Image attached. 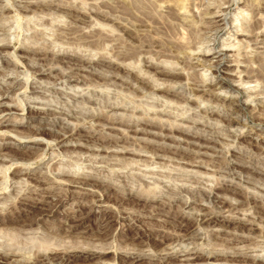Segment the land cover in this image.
<instances>
[{"label": "rangeland", "instance_id": "rangeland-1", "mask_svg": "<svg viewBox=\"0 0 264 264\" xmlns=\"http://www.w3.org/2000/svg\"><path fill=\"white\" fill-rule=\"evenodd\" d=\"M37 1L0 0V46L4 45L7 49L0 53V94L5 93L0 95V101L7 103L4 109L8 105L17 108L14 109L17 112L12 113L0 111V119L5 116L11 118L7 127L0 128V256L5 254V250L6 253L14 250L16 255L19 253L18 258L33 259L40 252L48 253L50 247L68 251L86 248L104 250L108 247L101 259L103 263L122 264L119 255L123 251L136 248L153 253L156 248L154 239L150 237L142 235L135 238L137 230L140 232L150 227H160L166 220L172 222L167 226V229L172 230L174 227L171 224H180L189 217L187 225L198 231L202 240L176 242L172 250L229 247L247 251L264 260V220L252 217L253 210L250 207L242 204L239 212L236 210L232 214L254 221L257 228L251 232L234 228L233 225L222 226L201 221L199 210L200 205L205 204L214 213H231L220 210L212 197V191L219 181L232 179V176L233 181L244 186L241 194H254L264 203V179L249 168H264V76L251 81L247 78L254 69L264 66V61L262 64V60L256 61V56L264 57V48L258 47L254 38L256 31L264 29V0ZM257 7H260V11ZM169 11L171 17L174 16L172 19L167 14ZM225 11L230 13L226 14ZM255 13L256 17H261L259 26L263 24L262 28L252 26ZM222 17H226L227 23L221 21ZM87 18L91 20L87 21ZM139 18L148 23V29H145L148 33L143 32L145 27H141ZM154 18L156 21H153ZM164 21L173 26L178 24V28L186 30L188 42H185L184 47L174 42L175 45H171L173 35ZM151 24L157 26L150 27ZM153 27L163 33L160 31L159 34L158 30L155 34L157 30L152 31ZM150 32L152 36L148 35ZM136 33L141 34L136 35L140 38L135 37ZM168 39L170 45L167 44ZM155 42H158L157 46ZM213 42L217 48L228 53L221 73L246 90L243 100L254 114V125L229 127L226 116L231 106L238 103L231 96L235 93L226 87L209 88L217 80L212 75L214 68L210 66L217 59L205 60L213 56V51L208 52L214 46ZM162 43L166 45L164 49ZM27 48H38L42 52L47 50L49 58L54 57L52 59L65 56L64 60H68L72 57L70 60L73 65L56 63L53 64L55 69L49 74H39L40 68H48L50 64L44 61L45 67L43 61H38L36 53L25 50ZM158 49L163 52L159 53ZM28 56L29 59L26 58ZM87 58L91 62L85 60ZM79 62L82 65H78ZM173 71L182 72V75L176 77V74L172 75ZM13 79V91H6L7 94L5 89L12 84ZM197 86L198 89H194ZM28 104L35 107L37 113H30ZM21 106H24V112L18 110ZM22 116L23 123L14 121L16 117L20 119ZM148 118L152 122L154 119L155 122H162L168 128L184 127L186 133L189 131L187 134L194 135L197 132L196 135L202 137L191 142L181 137V143H178L145 133L142 129L145 126L140 123ZM117 122L119 125H116ZM30 131L35 135L22 136V133ZM64 135L65 139L62 140ZM239 136L250 138L256 145L248 147L247 143L238 142ZM110 137L116 143L111 142L113 139ZM34 142L39 143L32 144ZM156 145L160 150L165 148L164 151L160 152L158 147L155 148ZM186 151L191 153V158L196 162L190 161L194 165L197 163L196 166L184 163L182 153ZM232 151H236V159L242 160L245 166L244 171L236 174H233L228 164L233 159ZM32 172L44 178L43 186L38 187L40 185L26 175ZM5 174L8 175L7 182L3 179ZM82 175L103 181L114 191H103L105 196L97 201L96 195L102 193L100 189L64 184V179ZM243 179L248 181L244 182ZM150 189L155 191L154 200L149 201L147 207L143 201L137 204L136 195ZM221 189L219 191L223 197L234 199L237 195L231 190ZM43 194L50 195L48 201L32 207L36 198L46 197ZM80 209L88 215L80 230H87L84 233H70L66 228L73 223V217H78ZM5 216L24 220L36 216L39 222L24 226L21 220L3 222ZM135 217L141 220L135 221L134 225ZM107 220H112L109 226L111 234L101 236L99 226ZM232 234L247 239L237 242L230 239ZM149 262L150 259L141 258L135 264ZM218 263L233 264L234 261L230 257L216 255L205 264ZM0 264L7 263L0 258Z\"/></svg>", "mask_w": 264, "mask_h": 264}, {"label": "bare ground", "instance_id": "bare-ground-1", "mask_svg": "<svg viewBox=\"0 0 264 264\" xmlns=\"http://www.w3.org/2000/svg\"><path fill=\"white\" fill-rule=\"evenodd\" d=\"M21 1V0H20ZM35 1V0H34ZM47 1V0H46ZM45 1V2H46ZM236 0H233V2H235ZM30 2V1H29ZM28 2V3H29ZM37 2H39V1H37L36 0V2H34V3H37ZM152 2V1H151ZM231 2V1H230ZM8 3H9V1H8ZM30 3H33V2H30ZM48 3V2H47ZM46 3V4H47ZM165 3V2H164ZM195 3V2H194ZM1 4H3V3H1ZM40 4H42V3H40ZM45 4V3H44ZM50 4V3H49ZM231 4V3H230ZM32 5V4H31ZM229 5V4H228ZM233 5V4H232ZM262 5V4H261ZM30 6V5H29ZM130 6V5H129ZM63 8V7H62ZM257 8H259V11H260V7H257ZM257 8H256V10H257ZM57 9H58V7H57ZM231 9V8H230ZM8 10H9V8H8ZM66 10V9H65ZM69 10H70V8H69ZM67 11V10H66ZM168 11V10H167ZM227 11V10H226ZM225 11V12H226ZM229 11V10H228ZM258 11V10H257ZM259 11H258V13H259ZM75 12H76V10H75ZM79 12V11H78ZM81 12V11H80ZM170 12V11H169ZM180 12V11H179ZM70 13H72V12H70ZM69 13V14H70ZM81 13H83V12H81ZM86 13V12H85ZM209 13H211V12H209ZM228 13H230V12H226V14H228ZM257 13V14H258ZM68 14V15H69ZM77 14V13H76ZM100 13H98V15H99ZM104 14V13H103ZM167 14H171V12L170 13H167ZM225 14V15H226ZM73 15H75V14H73ZM173 15V14H172ZM194 15V14H193ZM224 15V14H223ZM71 16V15H70ZM76 16V15H75ZM74 16V17H75ZM78 16V15H77ZM85 16H87V15H85ZM168 15H166V17H167ZM260 16V15H259ZM73 17V16H72ZM79 17V16H78ZM83 17V16H82ZM81 17V18H82ZM155 17V16H154ZM172 17H174V16H172ZM172 17H171V15H170V18L172 19ZM77 18V17H76ZM147 18V17H146ZM72 19H75V18H72ZM88 19V18H87ZM140 19V18H139ZM145 19V18H144ZM152 19V18H151ZM171 19H169V21L171 20ZM260 19H261V17H256V13H255V16H254V20H253V23H252V26L253 27H257V29L258 28H262L263 26L262 25H260L259 26V22H260ZM75 20H77V19H75ZM86 20V19H85ZM91 19H88L87 21H90ZM113 20V19H112ZM158 20V19H157ZM212 20V19H211ZM78 21H80L79 19H78ZM117 21V20H116ZM115 21V22H116ZM140 21H142V23H140V25H141V27H145L144 28V31L143 32H145V31H147V30H145V29H148V26H147V22H143L144 20H141L140 19ZM145 21H147V20H145ZM153 21H156L155 20V18H154V20ZM202 21V20H201ZM221 21H223V22H225V23H227V20H226V17H222L221 18ZM76 22V21H75ZM82 22L84 23L85 21H83L82 20ZM117 22H119V21H117ZM121 22V21H120ZM157 22H159V20L157 21ZM164 22H166L167 23V21H164ZM173 22V21H172ZM77 23V22H76ZM75 23V24H76ZM122 23V22H121ZM124 23V22H123ZM122 23V24H123ZM162 23V22H161ZM176 23V22H175ZM184 23V22H183ZM209 23V22H208ZM78 24H79V22H78ZM80 24H82V23H80ZM85 24H86V22H85ZM88 24H89V22H88ZM121 24V25H122ZM125 24V23H124ZM154 24V23H153ZM153 24H151L150 25V27L153 25ZM155 24H157L156 22H155ZM158 24H160V23H158ZM157 24V25H158ZM164 24V23H163ZM169 23H167L166 25L168 26V29L170 30V32L172 33V35H173V41H172V38H171V40L170 39H168V42H167V44H169L170 42H169V40L170 41H172V43H171V45L173 46V44L175 43V44H177V45H179V46H183L184 44H186L185 42H188V41H186V40H188V38L186 39V30H184L183 28H178V24H176V26H173V24L172 25H168ZM120 25V24H119ZM138 25V24H137ZM157 25H153V26H157ZM165 24H164V26H166ZM78 26V25H77ZM126 26V25H125ZM146 26H147V28H146ZM166 26V27H167ZM186 26V25H185ZM262 26V27H261ZM140 27V28H141ZM149 27V28H150ZM158 27H160V26H158ZM157 27V28H158ZM161 27H163V25H161ZM161 27H160V29H161ZM180 27V26H179ZM122 28V27H121ZM125 28V27H124ZM127 28H128V25H127ZM139 28V27H138ZM165 28V27H164ZM123 29V28H122ZM126 29V28H125ZM129 29H130V27H129ZM136 29V28H135ZM143 29V28H142ZM156 29V27L154 28L153 27V29L151 28V30L152 31H154ZM160 29H156L155 31L156 32H154L155 34L158 32V30H159V34H160V31L162 30H160ZM167 29V30H168ZM221 29V28H220ZM254 29V28H253ZM60 30V29H59ZM71 30V29H70ZM82 30V29H81ZM85 30V29H84ZM138 30V29H137ZM140 30V29H139ZM164 30V29H163ZM255 30H256V28H255ZM64 31V30H63ZM83 31V30H82ZM129 31V30H128ZM142 31V30H141ZM141 31H137V32H140L141 33ZM151 31V32H152ZM164 31H166V30H164ZM252 31V30H251ZM76 32V31H75ZM74 32V33H75ZM126 32H127V30H126ZM132 32H136V31H132ZM149 31H147V33H148ZM151 32H150V34H148L149 36L151 35ZM162 32V31H161ZM253 32H255V31H253ZM140 33H136L135 34V37H137ZM163 33V32H162ZM68 34V33H67ZM129 34V33H128ZM130 34H131V32H130ZM130 34H129V37H130ZM142 34V33H141ZM140 34V35H141ZM154 34V35H155ZM165 34V33H164ZM134 35V34H133ZM137 35V36H136ZM168 35V34H167ZM169 35L170 36H172L170 33H169ZM252 35H253V33H252ZM128 36V35H127ZM152 36V35H151ZM161 36V35H160ZM166 36V35H165ZM155 37V36H154ZM169 37V36H168ZM167 37V38H168ZM253 37V36H252ZM96 38V37H95ZM98 38V37H97ZM131 38V37H130ZM129 38V39H130ZM137 38H140V37H137ZM163 38V37H162ZM167 38H166V40H167ZM170 38V37H169ZM195 38V37H194ZM254 38H256L255 40H257V43H256V41H255V43L258 45V47H260V48H264V29L263 30H261V32H257L256 31V33H254ZM134 39V38H133ZM133 39H132V42H133ZM151 39V38H150ZM155 39H157V38H155ZM165 39V38H164ZM106 40V39H105ZM110 40V39H109ZM108 40V41H109ZM131 40V39H130ZM140 40V39H139ZM157 40H159V39H157ZM157 40H155V41H157ZM161 40H163V39H161ZM166 40H164L165 42H166ZM215 40V39H214ZM136 41V40H135ZM150 41H152V39L150 40ZM160 41V40H159ZM254 41V40H253ZM154 42V41H153ZM174 42V43H173ZM190 42V41H189ZM151 43V42H150ZM161 43V42H160ZM164 43V42H163ZM163 43H162V46H163ZM191 43V42H190ZM214 43V42H213ZM8 44V43H7ZM138 44V43H137ZM144 44H147V43H144ZM155 44H156V46H157V44H158V42H155ZM174 44V45H175ZM151 45V44H150ZM170 45V44H169ZM177 45H176V47H177ZM188 45L189 44H187V47H188ZM214 46L208 51V52H210V51H213L214 53L212 54L213 56L210 58V59H205V60H209V61H211V60H213V58H216L217 60H216V62H214V63H211V67L212 68H214V72H213V77H215V78H217V80H216V82L213 84V83H211V86L209 87V88H215V87H226L227 89H229L231 92H233V93H235V94H231V96L233 97V98H235V100L236 101H238V103L235 105H232L231 106V108L229 109V111H228V115L226 116L227 118H226V121H227V123H228V125H229V127H234L235 125H238V124H243V125H246V124H251V125H254L253 124V120H254V114L252 113V111H250L249 110V108H250V106H248L247 104H246V101H244L243 99H244V97H245V95H246V90L244 89V88H242V87H240V86H238V85H236L235 83H234V81L235 80H232L230 77H228V76H226V75H224L223 73H221L222 71V68H223V65H224V58L225 57H227L228 56V53L227 52H224L223 51V49L222 48H217V46H216V44L214 43L213 44ZM26 46H28V45H26ZM31 46V45H30ZM142 46V45H141ZM146 46V45H145ZM151 46H153V45H151ZM159 46V45H158ZM164 46H166L165 44H164ZM164 46H163V49H164ZM172 46H170V50H172L171 48H172ZM185 46V45H184ZM183 46V47H184ZM144 47V46H143ZM149 47V46H148ZM174 48L173 47V49L176 51V49L178 48L179 49V47H177V48ZM182 47V48H183ZM13 48H15V47H13ZM21 48V47H20ZM33 48H35V47H33ZM152 49H154V48H152ZM156 49V48H155ZM181 49V48H180ZM179 49V50H180ZM7 49H6V46H0V53H2V52H4V51H6ZM25 50H31L32 52L34 51L35 53H36V55L38 56L37 58H38V61L40 60V61H43V64L45 63L44 61H46V62H49L48 64H50L49 66L50 67H48V68H40L39 69V74H45V73H50L53 69H55L54 68V65L53 64H56V63H59V65L61 64V62L62 63H66V64H64V65H70V66H72L73 64L71 63V60L70 59H72V57H70V55H69V57H70V59H68V60H64L65 59V56H63L62 58L61 57H58V58H55V59H52V58H54V57H51V58H49L50 56H49V54H48V51L46 50V51H44V52H42V51H40L38 48L37 49H25ZM159 51V53H160V49H158ZM166 50V49H165ZM164 50V51H165ZM179 50H177L176 52H180ZM184 50H185V48H184ZM30 51V52H31ZM168 51H169V49H168ZM167 51V52H168ZM173 51V50H172ZM156 52V51H155ZM161 52H163V51H161ZM175 52V53H176ZM182 52H183V49H182ZM157 53V52H156ZM173 53V52H172ZM181 53V52H180ZM52 54V53H51ZM56 54H58V53H56ZM66 54V53H65ZM163 54V53H162ZM161 54V55H162ZM164 54H165V52H164ZM170 54V53H169ZM16 55V54H15ZM73 55V54H72ZM166 55V54H165ZM176 55V54H175ZM1 56V55H0ZM17 56V55H16ZM54 56V55H53ZM105 56V55H104ZM178 56V55H177ZM34 57V56H33ZM33 57H32V59H33ZM36 57V56H35ZM55 57H56V55H55ZM26 58H28L29 59V56L28 57H26ZM79 58V57H78ZM81 58H83V57H81ZM119 58V57H118ZM149 58V57H148ZM188 58V57H187ZM80 59V58H79ZM106 59V58H105ZM179 59V58H178ZM70 60V61H69ZM75 60V59H74ZM85 60H88V58L87 59H85ZM90 60V59H89ZM88 60V61H89ZM96 60V59H95ZM94 60V61H95ZM101 60V59H100ZM112 60V59H111ZM262 60V61H261ZM35 61V60H34ZM76 61H79L78 59L76 60ZM75 61V62H76ZM83 61V60H82ZM177 61V60H176ZM256 61H261L260 63L262 64V62L264 61V57L263 56H256ZM80 62H81V59H80ZM80 62H79V64L78 65H82V64H80ZM90 62H91V60H90ZM109 62H111L110 61V59H109ZM124 62H125V60H124ZM9 63V62H8ZM7 63V64H8ZM23 63V62H22ZM40 63V62H39ZM82 63V62H81ZM87 63H89V62H87ZM95 63V62H94ZM97 63H99V62H97ZM190 63V62H189ZM25 64V63H24ZM42 64V65H43ZM47 64V63H46ZM72 64V65H71ZM91 64V63H90ZM90 64H88V65H90ZM259 64V63H258ZM264 64V63H263ZM39 65H41V64H39ZM45 65V64H44ZM75 65H76V63H75ZM77 65V66H78ZM86 65V64H85ZM152 65V64H151ZM183 65H185V63L183 62ZM188 65V64H187ZM76 66V67H77ZM84 66V65H83ZM94 66V65H93ZM156 66V65H155ZM262 66V67H261ZM45 67H46V65H45ZM74 67V66H73ZM79 67V66H78ZM82 67V66H81ZM90 67V66H89ZM88 67V68H89ZM126 67V66H125ZM165 67V66H164ZM186 67V66H185ZM68 68H70V67H68ZM75 68V67H74ZM73 68V69H74ZM120 68V67H119ZM153 68H154V65H153ZM38 69V68H37ZM72 69V70H73ZM80 69V68H79ZM85 69H86V66H85ZM158 69V68H157ZM160 69H161V67H160ZM164 69H167V68H164ZM175 69V68H174ZM174 69H172V70H174ZM178 68H176V70H177ZM71 70V71H72ZM118 70V69H117ZM159 70V69H158ZM169 70V69H168ZM171 70V69H170ZM171 70V71H172ZM246 70V69H245ZM161 71V70H160ZM178 71H179V69H178ZM38 72V71H37ZM114 72H116V71H114ZM162 72H163V69H162ZM166 72V71H165ZM168 73H169V71H167ZM253 74L251 73L250 75H248L247 76V78L251 81L252 79L253 80H256V79H258L259 77H262V76H264V66L263 65H260L259 67H257L256 69H254L253 71ZM61 73V75H62V72H60ZM118 73V72H117ZM116 73V74H117ZM182 73V72H181ZM181 73H178V72H174L173 71V73H172V75L174 74H176V77H177V75L179 74H181ZM111 74V73H110ZM112 74H114L113 72H112ZM115 74V75H116ZM163 74V73H162ZM165 74V73H164ZM182 75V74H181ZM185 75V74H184ZM75 76V75H74ZM119 76V75H118ZM62 77V76H61ZM66 77V76H65ZM70 77V76H69ZM68 77V78H69ZM171 77V76H170ZM28 78L29 77H27L26 78V82L28 81ZM117 78V77H116ZM172 79H173V77H172ZM190 79V78H189ZM17 80V79H16ZM37 80V79H36ZM39 80V79H38ZM169 80V79H168ZM12 81V80H11ZM34 81V80H33ZM177 81V79H175V82ZM37 82V81H36ZM168 82H170V80L168 81ZM171 82H172V80H171ZM195 82V81H194ZM198 82V81H197ZM10 83V82H9ZM12 84H8L9 86H7L6 87V89H5V92L6 91H8L9 92V90H12V88H13V86H14V83H15V80L13 79V81L11 82ZM177 83V82H176ZM196 83V82H195ZM199 83V82H198ZM16 84H18V83H16ZM16 84H15V86H16ZM172 84V83H171ZM200 85H201V83H199ZM199 84H197L198 86H199ZM34 85H35V83H34ZM22 86H24V85H22ZM198 86L195 88L194 87V89H198ZM34 87V86H33ZM5 88V87H4ZM32 88V87H31ZM201 89V88H200ZM166 90V89H165ZM164 90V91H165ZM201 90H203V91H205L203 88L201 89ZM211 90V89H210ZM209 90V91H210ZM4 91V90H3ZM13 91V90H12ZM168 91V90H167ZM170 91V90H169ZM193 91H195V90H193ZM213 91H214V89H213ZM3 92H1V94H2ZM7 93V92H6ZM10 93V92H9ZM205 93V92H204ZM214 93V92H213ZM0 94V95H1ZM3 94H5V93H3ZM8 94V93H7ZM207 94V93H206ZM1 97V96H0ZM31 102V101H30ZM256 102V101H255ZM7 103H4V102H2V101H0V111H7V112H9V113H12V112H17V111H15L14 109H17V108H14V107H11V106H7V108H3V106H5ZM261 104V103H260ZM263 106V105H262ZM27 108H28V111L31 113V112H35V113H37L36 112V110H34V108L35 107H32L31 106V104H28V106H27ZM263 109H264V106H263ZM18 110L19 111H22V112H24V110H25V108H24V106H21V108L19 107L18 108ZM18 111V112H19ZM38 111V110H37ZM40 112L42 113L43 112V110L41 111L40 110ZM38 113H39V111H38ZM46 113H48V112H46ZM23 114V113H22ZM44 114V113H43ZM105 113H103V115H104ZM39 115H41V114H39ZM102 115V116H103ZM100 116V115H99ZM108 116V115H107ZM106 116V117H107ZM5 118H6V116H5ZM1 118L0 119V128H1V126H8L9 125V123H10V119L11 118ZM103 118V117H102ZM111 119H112V117H111ZM139 119H141V118H139ZM145 119V118H144ZM149 119V118H148ZM143 120L141 123L139 122L140 120H137L140 124H142V125H144L145 127L144 128H142L143 130H145L146 132L145 133H148V134H152V135H158V136H161L162 138H165V139H171V140H174V141H176V142H178V143H181V137L184 139V141L186 140V141H188V142H191V141H193L194 139L196 140H199V139H201L200 137H202V136H198V135H196L197 134V132H196V134H187L189 131H187V133L183 130V128H179V127H171V128H168V126H166L165 124H163L162 122H159V121H156L155 122V119H154V122H152L151 121V119H149V120ZM108 120V119H107ZM118 120V119H117ZM135 120V119H134ZM14 121L15 122H17V123H23L24 122V116H22V118H18V117H16L15 119H14ZM13 121V122H14ZM118 121H120V120H118ZM123 121V120H122ZM132 121V120H131ZM136 121V122H137ZM128 122H129V120H128ZM135 121H134V123H136ZM137 122V123H138ZM16 123V124H17ZM107 123H108V121H107ZM112 123V122H111ZM116 123V122H115ZM126 123V122H125ZM13 124V123H12ZM130 124H131V122H130ZM133 124V123H132ZM131 124V125H132ZM140 124H138V125H140ZM111 125V124H110ZM113 125V124H112ZM116 125H119V123L117 122V124ZM122 125V124H121ZM142 125H140V126H142ZM128 126V125H127ZM133 126V125H132ZM139 126V127H140ZM263 126V128H264V124L262 125ZM112 127V126H111ZM136 127V126H135ZM134 127V128H135ZM209 127V126H208ZM113 128V127H112ZM115 128V127H114ZM113 128V129H114ZM129 128V127H128ZM116 129H118V128H116ZM136 129V128H135ZM140 129V128H139ZM138 129V130H139ZM150 129V130H149ZM11 130V129H10ZM66 130V129H65ZM79 130V129H78ZM120 130V129H119ZM130 130H133V128L132 129H130ZM137 130V129H136ZM136 130H134V131H136ZM12 131V130H11ZM122 131H124V130H122ZM129 131V130H128ZM13 132V131H12ZM23 132V131H22ZM25 132V131H24ZM28 132V131H27ZM35 132V131H34ZM65 132H67V131H65ZM75 132V131H74ZM84 132V131H83ZM88 132V131H87ZM92 132V131H91ZM133 132V131H132ZM137 132V131H136ZM139 132V131H138ZM17 133V132H16ZM82 133V132H81ZM126 133V132H125ZM18 134V133H17ZM33 132H31L30 131V133H22V136L24 137V136H26V137H32L33 136ZM89 134V133H88ZM92 134V133H91ZM95 134H96V132H95ZM198 134H200V133H198ZM19 135H20V133H19ZM35 135V134H34ZM37 135V134H36ZM90 135V134H89ZM188 135V136H187ZM201 135V134H200ZM108 137V136H107ZM111 138V137H110ZM120 138H122V137H120ZM62 140L63 139H65V135L63 136V138H61ZM90 139V138H89ZM111 139H113V141H111V142H115V140H114V138H111ZM117 139V138H116ZM238 142H240V143H247L249 146L248 147H253V145L255 144V142H253L250 138H247V137H244V136H239L238 138ZM118 140V139H117ZM203 140V139H202ZM250 140V141H249ZM108 141V140H107ZM105 142V141H104ZM148 142V141H147ZM197 142V141H196ZM206 142V141H205ZM37 143H39V142H34V143H32V144H37ZM108 143V142H107ZM116 143V142H115ZM158 143V142H157ZM198 143H199V141H198ZM113 144V143H112ZM161 144V143H160ZM203 144V143H202ZM205 145V144H204ZM207 145H208V142H207ZM210 145V144H209ZM256 145V144H255ZM152 146V145H151ZM206 146V145H205ZM214 146V145H213ZM149 148H151L150 146H148ZM154 147V146H153ZM156 147H158L157 145L155 146V148ZM166 147V146H165ZM153 149V148H151V149H153V150H156V149ZM159 148V147H158ZM167 148H168V146H167ZM211 148V147H210ZM163 149H165V148H162L161 150H163ZM172 149V148H171ZM177 149V148H176ZM158 150H160V148L158 149ZM161 150H160V152H161ZM234 150V149H233ZM164 151V150H163ZM175 151V150H174ZM174 151H173V153H174ZM181 151H183V150H181ZM184 152V151H183ZM171 153V152H170ZM181 153V152H180ZM134 154V153H133ZM177 154V153H176ZM140 155V154H139ZM231 156H232V158L233 159H231L229 162H228V164L230 165V167H231V169H232V171H233V174H236V172H238V171H244L243 169H244V167L245 166H243V164H242V160H240L239 161V159L237 160L236 159V151H232L231 152ZM239 157V156H238ZM158 158V157H157ZM163 158V157H162ZM182 158H183V160H184V163L185 164H190V165H194L195 163L193 162V161H195V160H193L192 158H191V153H189V152H185V153H182ZM235 158V159H234ZM193 160L192 162L190 161V160ZM196 162V161H195ZM196 165H197V163H196ZM196 165H194V166H196ZM21 168H23V167H21ZM21 168H19V169H21ZM250 168V170L254 173V174H256L259 178H262V179H264V168H256V167H249ZM19 169H18V171H19ZM23 170H24V168H23ZM239 172V173H240ZM17 173V172H16ZM20 173V172H19ZM42 173V172H41ZM239 173H238V175H239ZM22 174H24V173H22ZM29 178H31L32 179V181L34 180V181H36L38 184L37 185H40V186H38V187H41V186H43V185H41L42 184V182H45L42 178H40V176L38 177V176H36L35 174H33V172L31 173V174H26ZM237 176V175H236ZM245 176V175H244ZM91 177H93V176H91ZM27 178V177H26ZM29 178H27V179H29ZM94 178V177H93ZM93 178H89V177H87L86 175L85 176H81V177H69L68 179H64V181H65V183L64 184H66L67 186L69 185V186H73V187H80V188H87V187H89V186H91V187H96V188H98V189H100L101 191H102V193H99V194H97L96 192V196H98V199H97V201H101V199H102V197L103 196H105V194H103L104 192H112V191H114V189L113 188H111L110 186H107L108 184H103V181L102 182H100V181H95ZM238 178H240V176L238 177ZM245 178H247V177H245ZM4 181L5 182H7L8 181V175L7 174H5L4 175ZM248 179V178H247ZM247 179H243V181L244 182H247L248 180ZM46 180V179H45ZM241 180V179H240ZM61 181V180H60ZM48 182V181H47ZM40 183V184H39ZM52 183V182H51ZM33 184V183H32ZM31 184V185H32ZM53 184V183H52ZM58 186V185H57ZM37 187V186H36ZM36 187H35V189H36ZM48 187V186H47ZM63 187V186H62ZM244 186L240 183V182H237V181H233V176H232V179H228V180H224V179H222V181H219L216 185H215V188H214V191H212L214 194H213V198H214V200L216 201V203H217V206L220 208V210H224V211H229V212H231V213H228V214H225V213H222V211L220 212V213H214V212H212L211 210H209V208L205 205V204H202V205H200V213H201V221H204V222H207V223H215V224H219V225H222V226H231V225H233L234 226V228H237V229H242V230H249L250 232L251 231H254L257 227L255 226V225H257L254 221H250L249 219H244V218H240V217H237V216H234L232 213L233 212H235L236 210H238V212H239V209H241V208H239L240 207V205H242V204H246L248 207H250L252 210H253V212H252V217H257V218H259V219H262V220H264V203L263 202H261V200L256 196V195H254V194H246V193H244L243 192V194H241L240 192H241V190H242V188H243ZM221 188H224V189H228L229 191L231 190V191H233L235 194H237V195H235L234 196V199H229L228 197H223V196H221L220 194V191H219V189H221ZM45 189V188H44ZM51 188H49V190H50ZM68 189V188H67ZM116 189V188H115ZM47 190V189H46ZM49 190H48V192H49ZM53 190H54V188H53ZM66 190V189H65ZM70 190V189H69ZM119 190V189H118ZM222 190V189H221ZM50 191H52V189L50 190ZM56 191V190H55ZM60 191V190H59ZM68 191V190H67ZM100 191V192H101ZM104 191V192H103ZM54 192V191H53ZM51 193V192H50ZM89 193V192H88ZM88 193H87V195H88ZM26 194V193H25ZM37 194V193H36ZM40 194V193H39ZM84 194V193H83ZM86 194V193H85ZM139 194V193H138ZM239 194V195H238ZM155 195V191L154 190H144L142 193H140L139 195H136V199H137V204H139L140 203V201H143V203H144V206H146L147 207V203L149 202V201H153L154 200V196ZM43 196H46L45 198H42V199H38V198H36L37 199V201L36 202H33L32 204H31V206L32 207H34V206H39V205H41L42 203H45V202H47L48 200H47V197L48 196H50V195H44L43 194ZM56 196V195H55ZM86 196V195H85ZM25 197V196H24ZM27 197V196H26ZM30 197V196H29ZM83 197V196H82ZM35 198V197H34ZM96 199V198H95ZM119 199V198H118ZM121 199V198H120ZM119 199V200H120ZM123 199V198H122ZM126 199V198H125ZM127 200V199H126ZM233 200H235V201H233ZM123 202V201H122ZM187 203V202H186ZM55 204V203H54ZM172 205V204H171ZM12 206V205H11ZM10 206V207H11ZM82 206V205H81ZM172 207V206H171ZM171 209H173V208H171ZM29 210V209H28ZM12 211V210H11ZM23 211V210H22ZM80 217H79V215H78V217L77 216H75V217H73L72 218V221L71 222H73L71 225H68L67 226V228H66V230L68 231V232H70V233H72V232H78V233H80L79 231H83V233L87 230H80L81 229V227L83 226V224H84V221L87 219V217H88V215L87 214H85V212H83V210H81L80 209ZM135 211V210H134ZM28 212V211H27ZM178 213V212H177ZM199 213V214H200ZM241 213H242V211H241ZM129 216V215H128ZM133 216H134V214H133ZM137 216V215H136ZM15 217V216H14ZM183 217V216H182ZM16 220H21L23 223H24V226H30V225H33V224H37L38 222H39V219L36 217V216H31L30 218H28V219H26V220H24V219H17V218H10L9 216L8 217H6L5 216V218L2 220L3 222H6V221H16ZM133 220H134V225H135V221H140L141 220V218L140 217H135V218H133ZM187 220H189V217H186V219L185 220H183V221H181V223L180 224H171L174 228L172 229V230H169V229H167V226L170 224V222H169V220H166V222L164 221V223H163V225H161L160 227H150L149 229H147L146 231H138L137 230V232H135L136 233V236H135V238H140L142 235H144V236H147V237H150V238H152V239H154V241H155V244H156V248H155V250L153 251V253L151 252V253H147L146 251H144V250H142V249H139V250H137L136 248L134 249H129V251H123V253H121V255H119V258H120V260H121V262H122V264L123 263H129V264H135L137 261H139L141 258H148V259H150V262H149V264H166V263H168V264H205V263H208L209 262V259L211 258V257H213V256H216V255H223V256H225V258L226 257H230L231 259H232V261H234V263L233 264H249V263H254V264H262V263H264V260L263 259H261V258H259V257H257V256H253V255H250L247 251H243V250H235V249H232V248H226V249H215V248H212V249H209V250H206V249H203V248H197V249H191V250H189V251H186V250H176V251H174V250H172L173 249V244L174 243H182V242H187V241H193V242H195V241H199V240H202V236H201V234H199V233H197V232H195L193 229H191L188 225H187ZM1 222V221H0ZM110 222H112V220H110ZM110 222L107 220V221H104L103 222V224L101 225V226H99L100 228L98 229V232H99V235H103V236H107V235H109V234H111L110 233ZM118 222V221H117ZM172 223V222H171ZM67 225V224H66ZM170 225V226H171ZM85 227V226H84ZM131 227V226H130ZM192 227V226H191ZM172 228V227H171ZM131 229V228H130ZM263 231V233H264V230H262ZM90 232V231H89ZM96 232V231H95ZM112 232V231H111ZM82 233V232H81ZM125 234V233H124ZM233 235V234H232ZM248 237V236H247ZM98 238V237H97ZM231 240H234V241H237V242H242V241H245L247 238L245 237V236H239V235H233L231 238H230ZM4 245V244H3ZM9 245V244H8ZM7 245V246H8ZM75 245V244H74ZM76 246V245H75ZM86 246V245H85ZM78 247V246H77ZM88 247V246H87ZM104 248V247H103ZM106 248H108V247H106ZM105 248V249H106ZM13 249V248H12ZM12 249H10V250H12ZM78 249V248H77ZM105 249L103 250H101V249H95V248H86V249H80V250H74V251H68V250H60V248L58 247V249H57V247H55V248H53V247H50L49 248V251H48V253H46V252H44V253H39V254H37L33 259H30V258H27V257H25V258H23V257H21V258H23V259H21V258H18V257H20V256H18L17 257V255H19V253H17V255L15 254V252L16 251H14L13 250V252H11V253H9V252H5L4 251V253L5 254H1V256H0V258H2L3 260H4V262L5 263H7V264H104L103 263V261L101 260L104 256H105V253H107L106 251H105ZM47 251V250H46ZM39 252V251H38ZM24 255V254H23ZM22 255V256H23ZM29 257V256H28ZM230 261V260H229ZM231 262V261H230ZM107 264V263H106ZM218 264H220V263H218ZM225 264H227V263H225Z\"/></svg>", "mask_w": 264, "mask_h": 264}]
</instances>
